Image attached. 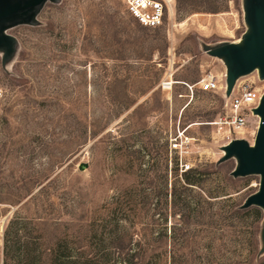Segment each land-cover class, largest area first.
<instances>
[{
    "label": "rangeland",
    "instance_id": "obj_1",
    "mask_svg": "<svg viewBox=\"0 0 264 264\" xmlns=\"http://www.w3.org/2000/svg\"><path fill=\"white\" fill-rule=\"evenodd\" d=\"M163 1L157 29L120 0H54L6 31L15 45L5 60L0 51V264L5 229L21 236L39 219L98 262L116 260L113 233L149 247L150 264H264V212L241 209L260 178L231 176L236 160L219 162L225 141L208 125L225 93L188 89L225 73L209 51L241 43L244 0ZM238 82L264 87L256 73ZM178 127L193 138L185 174L169 152Z\"/></svg>",
    "mask_w": 264,
    "mask_h": 264
},
{
    "label": "water",
    "instance_id": "obj_2",
    "mask_svg": "<svg viewBox=\"0 0 264 264\" xmlns=\"http://www.w3.org/2000/svg\"><path fill=\"white\" fill-rule=\"evenodd\" d=\"M47 1L54 0H0V51L3 59L14 52L15 40L6 31L19 25L31 24ZM245 22L248 27L240 44H224L209 53L222 59L225 65V96L239 78L257 71L258 79L264 80V0H244ZM253 114L259 117V126L253 141L249 144L244 139L233 140L222 147L223 156L219 162L236 160V167L231 172L233 178L259 176L257 192L250 195L241 209L258 207L264 212V93ZM79 166V170L86 168ZM264 246V228L262 231Z\"/></svg>",
    "mask_w": 264,
    "mask_h": 264
},
{
    "label": "built area",
    "instance_id": "obj_3",
    "mask_svg": "<svg viewBox=\"0 0 264 264\" xmlns=\"http://www.w3.org/2000/svg\"><path fill=\"white\" fill-rule=\"evenodd\" d=\"M126 13L142 28L157 29L163 26L167 5L163 0H120ZM225 73L218 77L209 73L195 84L188 86L189 92L193 93L195 87L202 92H226ZM171 84H163L162 88L170 89ZM263 88H257L248 82H236L229 97H226L225 111L211 121L212 126L219 141H225L228 145L233 140H241L255 133L259 125V117L253 114L257 109ZM2 91L0 89V96ZM251 126V129L249 127ZM193 138L186 134V129L178 127L177 135L169 145V152L176 155V166L180 174L193 171L196 167L193 157Z\"/></svg>",
    "mask_w": 264,
    "mask_h": 264
},
{
    "label": "trees",
    "instance_id": "obj_4",
    "mask_svg": "<svg viewBox=\"0 0 264 264\" xmlns=\"http://www.w3.org/2000/svg\"><path fill=\"white\" fill-rule=\"evenodd\" d=\"M33 226L32 232L22 230L21 236L18 235L20 231L17 229L13 232L10 231L12 227L8 226L5 229L3 264H108L104 260L98 262L85 259L79 244L68 242L65 236H56L57 224L39 219L33 223ZM32 233H35L36 237H33ZM125 237V234H108V248L117 254L113 264H150V260L146 257L149 247L140 241H133V235H130L129 243L126 244L123 241ZM103 253L105 257H109L108 251ZM168 264H177V261L171 256Z\"/></svg>",
    "mask_w": 264,
    "mask_h": 264
},
{
    "label": "bare ground",
    "instance_id": "obj_5",
    "mask_svg": "<svg viewBox=\"0 0 264 264\" xmlns=\"http://www.w3.org/2000/svg\"><path fill=\"white\" fill-rule=\"evenodd\" d=\"M254 73L257 74V71H255ZM257 78H258V74H257ZM262 81L264 82V80H262ZM258 126H259V125H258ZM257 129H258V128H257ZM255 135H256V133H255ZM250 137L253 138V134H251Z\"/></svg>",
    "mask_w": 264,
    "mask_h": 264
}]
</instances>
